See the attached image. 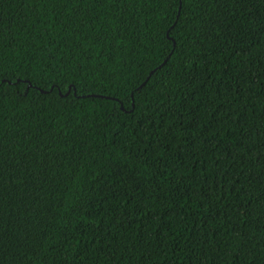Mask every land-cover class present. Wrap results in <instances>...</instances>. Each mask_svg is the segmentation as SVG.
I'll return each instance as SVG.
<instances>
[{"label":"trees","instance_id":"trees-1","mask_svg":"<svg viewBox=\"0 0 264 264\" xmlns=\"http://www.w3.org/2000/svg\"><path fill=\"white\" fill-rule=\"evenodd\" d=\"M0 264H264V0H0Z\"/></svg>","mask_w":264,"mask_h":264},{"label":"water","instance_id":"water-1","mask_svg":"<svg viewBox=\"0 0 264 264\" xmlns=\"http://www.w3.org/2000/svg\"><path fill=\"white\" fill-rule=\"evenodd\" d=\"M156 69H154V70H152L151 72H150V74H149V76L147 77V79H146V81L148 80V78L150 77V75L155 71ZM146 81H144L142 84H141V86L142 85H144L145 83H146ZM29 86H31V84L29 85ZM53 88V87H52ZM70 89H71V86L69 87V91H68V93L70 92ZM52 90V89H51ZM41 91L42 92H46V90H43V89H41ZM59 93L61 94V95H63V93L61 92V91H59ZM91 95H93V96H103V95H99V94H90V96ZM123 107V106H122Z\"/></svg>","mask_w":264,"mask_h":264}]
</instances>
